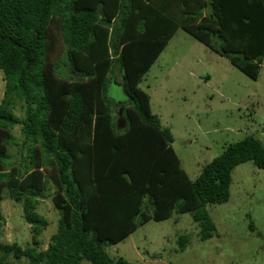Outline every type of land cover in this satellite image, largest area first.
<instances>
[{"label":"trees","instance_id":"trees-1","mask_svg":"<svg viewBox=\"0 0 264 264\" xmlns=\"http://www.w3.org/2000/svg\"><path fill=\"white\" fill-rule=\"evenodd\" d=\"M180 29L259 79L264 0H0V264H133L108 248L186 213L202 241L217 233L208 207L230 200L239 165L264 169V143L229 144L191 180L140 86ZM114 87L126 96L121 113ZM5 197L21 208L33 245L3 242ZM46 200L59 220L39 250ZM189 242L181 235L175 251Z\"/></svg>","mask_w":264,"mask_h":264},{"label":"rangeland","instance_id":"rangeland-1","mask_svg":"<svg viewBox=\"0 0 264 264\" xmlns=\"http://www.w3.org/2000/svg\"><path fill=\"white\" fill-rule=\"evenodd\" d=\"M140 86L150 95L152 112L162 127L172 131L173 147L191 180L229 144L251 136L264 143V62L254 81L180 29ZM4 90L0 71V104ZM112 91L114 100L126 97L120 87ZM16 114L24 116L21 107ZM14 134L19 137L20 129ZM11 153L16 158L19 155L17 148ZM232 176L230 200L208 207L217 227L213 238L202 241L192 214L186 213L148 222L122 243L109 247L108 253L133 264H264V169L247 162ZM2 211L6 220L3 242L33 245L31 227L22 219L21 208L5 197ZM39 211L50 222L37 238L39 250H45L57 228L59 212L49 200L40 203ZM181 235L190 241L183 253L175 251ZM10 264L28 261L11 259Z\"/></svg>","mask_w":264,"mask_h":264},{"label":"water","instance_id":"water-1","mask_svg":"<svg viewBox=\"0 0 264 264\" xmlns=\"http://www.w3.org/2000/svg\"><path fill=\"white\" fill-rule=\"evenodd\" d=\"M121 101H118V105L120 107V113L122 112V109H121ZM118 127L119 128H125L126 127V121L125 119H123V117L120 115L119 117V120H118Z\"/></svg>","mask_w":264,"mask_h":264},{"label":"crops","instance_id":"crops-1","mask_svg":"<svg viewBox=\"0 0 264 264\" xmlns=\"http://www.w3.org/2000/svg\"><path fill=\"white\" fill-rule=\"evenodd\" d=\"M177 33H178V32H177ZM175 36H176V35H175ZM173 38H174V37H173ZM173 38H172V39H173ZM172 39H171V40H172Z\"/></svg>","mask_w":264,"mask_h":264}]
</instances>
